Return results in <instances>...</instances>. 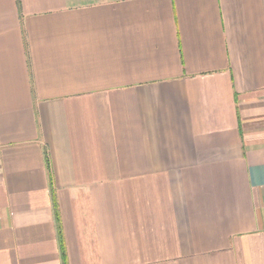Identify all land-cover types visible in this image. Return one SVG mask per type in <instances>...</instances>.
<instances>
[{"label": "crops", "instance_id": "1", "mask_svg": "<svg viewBox=\"0 0 264 264\" xmlns=\"http://www.w3.org/2000/svg\"><path fill=\"white\" fill-rule=\"evenodd\" d=\"M61 241L264 264V0H0V264Z\"/></svg>", "mask_w": 264, "mask_h": 264}, {"label": "trees", "instance_id": "2", "mask_svg": "<svg viewBox=\"0 0 264 264\" xmlns=\"http://www.w3.org/2000/svg\"><path fill=\"white\" fill-rule=\"evenodd\" d=\"M60 235V239H61V232L59 233ZM61 248H62V256H63V263L66 264V258H65V254H64V247L61 241Z\"/></svg>", "mask_w": 264, "mask_h": 264}]
</instances>
